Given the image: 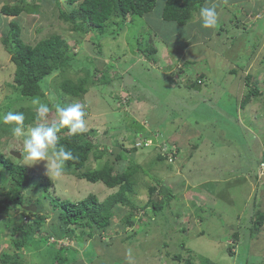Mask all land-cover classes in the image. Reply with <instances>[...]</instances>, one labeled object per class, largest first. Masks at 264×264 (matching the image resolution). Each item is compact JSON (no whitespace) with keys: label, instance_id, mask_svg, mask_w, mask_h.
<instances>
[{"label":"rangeland","instance_id":"374dc122","mask_svg":"<svg viewBox=\"0 0 264 264\" xmlns=\"http://www.w3.org/2000/svg\"><path fill=\"white\" fill-rule=\"evenodd\" d=\"M18 1L0 0V118L8 111L23 112L27 133L38 123L57 122L56 105L67 107L80 102L88 114L87 129L96 130L92 136L94 142L110 144L101 158L91 155L89 168H97L107 160L118 167H125L132 160L141 165L134 194L140 206L152 198L164 199V194L159 193L162 189L172 188L175 194L167 202V217L157 215L151 203V207L137 210L139 224L134 227L122 225L119 216L122 212H119L108 231L100 234L101 238L99 234L91 237L83 233L82 230L89 231L87 227L72 225L77 237L51 236L49 240L58 247L77 248L84 264L97 263L89 261L88 253L99 256L97 264H186L188 260L200 264L202 256L221 264H247L251 260L264 264V227L253 238L247 233V222L254 210L258 207L264 210L263 11L255 26L243 20L235 26L229 23L224 29V21L228 23L230 14L234 10L238 12L239 7L224 10L218 5L216 9L220 7L221 13L214 30L202 27L198 13L185 25L163 19L159 12L164 0H158L152 12L135 16L132 21L129 17V24L118 35L99 39L100 35L97 37L91 29L74 31L62 22L59 6L71 9L64 0H26L40 4L41 13L37 14L7 16L1 11L3 5H15ZM12 20L21 25V37L29 43L52 33L61 34L72 46L76 61L66 74L78 81L89 79L87 93L76 98L64 95L62 99L61 91L53 84L58 72L50 76L43 87L44 95L37 96L50 108L43 121L37 120V106L31 103L36 97L24 96L19 87H12L15 67L3 43ZM117 23L118 19L111 20L108 31L116 30ZM209 35L214 38L205 40ZM202 39L207 43L201 44ZM188 41L195 43L193 48L186 49ZM255 43L261 47L253 52ZM140 44L143 50L139 49ZM220 44L224 46L223 53L216 50ZM150 45L155 47L154 52L146 50ZM189 58L195 59V63L188 62ZM248 74L253 76L251 82L256 83L260 93H254L244 110L243 97L252 86L247 85ZM105 76L109 81L102 83ZM197 80L200 86L191 88L197 85ZM0 123L4 125L0 131V152L23 165L38 182V185L28 184L22 191L27 201L36 197L43 200L41 214L47 215V219L42 234L48 236L51 225L58 223L52 198L78 201L94 193L103 200L117 190L108 188L102 181L90 182L73 174L65 173L53 179L47 175L44 161L26 164L20 152L24 138L12 135L13 125L4 124L2 119ZM158 130L167 136V141ZM139 131L144 138L134 136ZM110 132H116L126 147L123 159L116 157L121 144L113 141ZM145 137L154 140L150 138L146 146L129 151L138 139ZM163 152L166 159H158ZM1 169L0 187H10L8 170ZM152 187L156 189L153 194ZM144 211L147 215L140 221ZM23 214L27 216L21 221ZM148 216L152 217L149 225L145 224ZM30 219V214L23 213L18 205H13L8 214H0V257L3 252L12 253L16 249L23 234L21 231L14 234L13 229ZM134 230L138 231L137 235L128 239ZM236 230L240 232L238 239L232 237ZM20 250L28 264L41 255L24 244ZM243 252L242 258L247 256V260L242 263ZM174 254H179V258L173 259Z\"/></svg>","mask_w":264,"mask_h":264},{"label":"trees","instance_id":"16d2710c","mask_svg":"<svg viewBox=\"0 0 264 264\" xmlns=\"http://www.w3.org/2000/svg\"><path fill=\"white\" fill-rule=\"evenodd\" d=\"M206 0H165L163 8L160 11V16L165 20H173L181 25H185L190 22L195 12L204 4ZM64 2L71 7L70 10H66L64 7L59 6V18L68 25V28L74 31H88L93 30L97 33L99 39L106 36H116L118 33L127 26L128 18L131 21L135 16H144L149 12H152L156 7L158 0H64ZM41 6L36 2L26 3V0H20L15 5L5 4L2 6L1 11L7 16H18L21 13H41ZM118 19L117 29L114 31H108L107 27L111 20ZM9 31L3 36V43L6 50L11 54V60L14 64V81L12 87H19L20 92L27 97H37L38 95H44V85L46 80L54 73L57 78L54 79L53 84L57 91L60 93L61 98L64 99L66 95L70 98L81 97V95L87 93L88 78H82L81 80H75L72 76L67 75L66 72L75 64V55L72 52V46L68 41L59 33H52L48 36L40 38L34 43L26 42L22 37L21 25L12 20L9 24ZM40 32L41 29H38ZM259 43H255L253 48H257ZM140 50H143L142 44L139 46ZM146 50L150 52L155 51L154 46H149ZM90 64V62H89ZM247 85L250 84L248 90L244 95V102L241 105L243 109L246 104L255 97V92L260 93V89L252 83L253 76L248 74L246 76ZM200 80V79H198ZM196 81V86H190L191 88L200 86ZM107 76L102 77V83L108 82ZM145 97V96H144ZM86 112V111H85ZM88 114L86 112L85 119ZM31 118L34 119L35 115L32 114ZM31 121V119H30ZM59 121V120H58ZM54 122V123H58ZM53 123L47 124L51 125ZM4 125L0 123V131H2ZM117 129L118 127L113 126ZM93 130V131H91ZM87 130L83 134L71 135L67 127L61 128L58 132L59 145L63 146L67 150L73 153L75 159L66 163L65 173L73 174L79 178H85L90 182L102 181L108 188H117L116 191L109 194L105 199L100 200L99 197L90 193L85 199L78 201H71L69 199L59 200L52 198L54 209L57 212L58 223H53L51 229L47 231L48 236L42 234L41 229L45 224L47 215L41 214L43 210V200L40 197L36 199H30L27 201V197L23 195L22 189L28 184L33 183L38 185L37 181H34L26 168L23 165L16 164L12 159L6 157L0 152V167L8 170L7 181L11 184L10 187H0V214H8L13 205H18L23 213L30 214V222L18 223L13 229V233L21 231L23 238L16 245V249L10 252H3L0 260L2 264H28L25 256L21 253L20 248L24 246L29 249L40 251L41 255L36 260L30 261L31 264H70L79 262L84 264L81 260L83 258L80 251L75 247L57 246L55 241H50V237H77L75 235V228L72 225L87 227L89 231L82 230L88 236L94 237L96 234H103L108 231L109 225L113 222L116 213L122 212L120 220L122 225L126 227H134L137 223L136 212L137 210L147 209L152 203V208L157 215L164 214L166 217V206L168 201L175 194L172 192V188L163 189L159 193L164 194V199H150V201L140 206L135 201L134 194L136 192L137 174L141 165L134 160L130 161L129 165L125 167H118L116 163H112L109 160L105 161L97 168L91 169L88 167V160L91 155H94L97 159L101 158L105 152L109 149L110 144L102 141H96L92 139V136L96 133L95 129ZM111 130V128L109 129ZM111 133V132H110ZM109 133V134H110ZM161 136L167 141V136L160 131ZM139 131L134 136H141ZM111 137L115 143H120L116 132L111 133ZM144 137V135H143ZM151 138V137H145ZM132 142L133 136L131 137ZM135 139V138H134ZM153 139V138H151ZM120 153L117 154V159H123L126 147L120 143ZM101 146L103 148L101 149ZM171 146V143H169ZM180 147H178L179 149ZM135 152L137 150L136 143L130 148L129 151ZM167 154L160 153L158 159L165 160ZM263 160V158H262ZM261 160V161H262ZM0 168V176L2 169ZM156 189L151 188V193H155ZM166 200V201H165ZM29 202L36 206V211H27L23 205ZM200 208V207H199ZM147 213L144 211L143 215L139 217L140 221H144L143 216ZM27 215H22L23 217ZM149 220L145 224L149 225L152 221V217L148 216ZM250 220L247 222L248 236L253 238L254 235L259 234L264 227V210L258 207L252 213ZM64 229H62L61 225ZM8 226H10L8 224ZM61 226V227H60ZM144 227H141L143 231ZM138 231H132L129 234L128 239H133L137 235ZM38 234V236H37ZM234 239L240 237L238 230L232 233ZM249 242H246V245ZM183 244V243H182ZM46 245V246H45ZM167 246V245H166ZM231 247V246H230ZM68 250V251H67ZM231 251V250H230ZM109 252V251H108ZM107 252V255L109 256ZM232 255L234 252H230ZM89 261L93 260L98 263L100 261L99 256L88 253ZM168 255V253H167ZM173 259H178L179 254L172 255ZM245 256L243 252L241 255V262L247 260L242 258ZM110 257V256H109ZM240 262V263H241ZM96 263V264H97ZM186 264H193V260H188ZM200 264H221L212 261L206 256L200 257ZM247 264H255V260L248 261Z\"/></svg>","mask_w":264,"mask_h":264},{"label":"clouds","instance_id":"9594fccd","mask_svg":"<svg viewBox=\"0 0 264 264\" xmlns=\"http://www.w3.org/2000/svg\"><path fill=\"white\" fill-rule=\"evenodd\" d=\"M23 14V13H21ZM20 14V15H21ZM28 14V13H25ZM19 16V15H18ZM199 20L205 29H214L218 24V12L216 6L201 7L199 9ZM199 82H201L199 80ZM31 103L36 105V115L38 121L46 120L50 112L47 104L41 103L39 97L33 98ZM58 113V123L47 125L38 123L36 126L25 132V115L23 112L8 111L3 114L2 122L13 125L12 135L16 138L23 137L22 159L28 165H36L41 161L46 162L47 175L53 179H58L65 174L66 163L75 159L73 153L59 145L58 132L61 128L67 127L71 135L83 134L88 129L85 121V105L74 102L70 106H55ZM138 138H144L142 135ZM148 139H138L136 147H144ZM154 140V139H153Z\"/></svg>","mask_w":264,"mask_h":264},{"label":"crops","instance_id":"0c3cea01","mask_svg":"<svg viewBox=\"0 0 264 264\" xmlns=\"http://www.w3.org/2000/svg\"><path fill=\"white\" fill-rule=\"evenodd\" d=\"M165 1V0H164ZM245 2H247L246 4H245ZM163 4H164V2H163ZM163 4H162V8H163ZM213 5H215V6H218V5H220L221 7H223V9L225 10V9H237L238 7V9H239V11L237 12V10H234L231 14H230V18H229V22L228 23H226L227 21H224V19L222 20V21H224L225 23H224V25H225V28L224 29H227V26H229V23H231V24H233L234 26H235V23H238V21H248V23L249 22H251V25L250 26H255L256 25V22L255 21H258L262 16H263V13H264V0H206L205 2H204V4L201 6V7H211V6H213ZM259 6V7H258ZM200 7V8H201ZM199 8V9H200ZM199 9L195 12V14H196V16L194 17V18H196L197 17V13H199ZM260 9H263V10H260ZM160 11H161V9H160ZM220 11V12H219ZM261 11H263V13L261 12ZM217 12L218 13H221V8L219 7V9L217 10ZM242 12V13H241ZM245 13V16H243L242 14H244ZM159 14H160V12H159ZM227 17H229V16H227ZM198 18H199V16H198ZM197 18V19H198ZM245 18V19H244ZM218 19H219V15H218ZM235 20V21H234ZM252 28V27H251ZM214 30H215V28H214ZM225 34H226V32H225ZM215 35V34H214ZM214 35L213 36H208V38H206L205 40H208V41H211L213 38H214ZM218 35H220V34H218ZM204 39H202L201 41H200V43L202 44H205V43H207L206 41H205ZM215 40V39H214ZM185 44H186V49H191V48H193L194 47V45H195V43H193V41L192 42H190V41H188V42H185ZM213 46V45H212ZM212 46H211V48H212ZM261 46H257V49H256V47L255 48H253V52L255 51L256 52V50L258 51V49L260 48ZM221 48H224V46L222 45V44H220L219 45V47H218V49H216V50H218V51H220V52H222L223 53V49H221ZM188 52V51H187ZM192 52H190V54H191ZM236 57V56H235ZM233 58V57H232ZM231 58V59H232ZM189 59H191V58H189ZM188 62H194L195 63V59H191V60H189ZM230 62H231V60H230ZM235 66V65H234ZM232 69H234V67L232 68ZM231 69V71H233ZM209 77H210V75H209ZM210 80L209 81H213V80H211V78H209ZM203 88H201V90H202ZM199 91V90H198ZM246 109V108H245ZM244 109V110H245ZM157 131V130H156ZM158 131H160V130H158Z\"/></svg>","mask_w":264,"mask_h":264},{"label":"water","instance_id":"95a60500","mask_svg":"<svg viewBox=\"0 0 264 264\" xmlns=\"http://www.w3.org/2000/svg\"><path fill=\"white\" fill-rule=\"evenodd\" d=\"M25 209L30 210V211H36V206L34 204L31 205H24L23 206Z\"/></svg>","mask_w":264,"mask_h":264}]
</instances>
